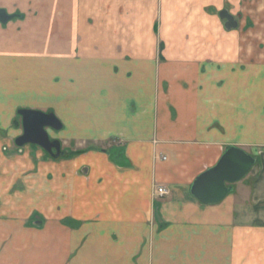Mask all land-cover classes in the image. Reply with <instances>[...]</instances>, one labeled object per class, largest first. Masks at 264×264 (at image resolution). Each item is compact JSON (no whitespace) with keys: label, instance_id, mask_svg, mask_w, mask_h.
<instances>
[{"label":"crops","instance_id":"obj_1","mask_svg":"<svg viewBox=\"0 0 264 264\" xmlns=\"http://www.w3.org/2000/svg\"><path fill=\"white\" fill-rule=\"evenodd\" d=\"M0 10L23 16L0 24V113H54L67 152L0 137V264H264V0ZM228 146L254 180L202 205L191 187Z\"/></svg>","mask_w":264,"mask_h":264},{"label":"water","instance_id":"obj_2","mask_svg":"<svg viewBox=\"0 0 264 264\" xmlns=\"http://www.w3.org/2000/svg\"><path fill=\"white\" fill-rule=\"evenodd\" d=\"M220 18L225 21L227 30L238 28L237 20L228 10L222 11ZM15 19H23V16L9 15L5 10H0V24L6 26ZM17 114L21 118L23 135L15 140L16 147L19 149L26 146L37 147L58 159L62 143L59 140L53 141L49 134V131L59 132L63 129L58 117L54 113L28 109H21ZM256 163L257 159L244 150L228 146L219 162L197 177L191 187V195L205 206L219 204L234 192L235 184L242 181ZM37 225L40 226L41 222L38 221Z\"/></svg>","mask_w":264,"mask_h":264},{"label":"rangeland","instance_id":"obj_3","mask_svg":"<svg viewBox=\"0 0 264 264\" xmlns=\"http://www.w3.org/2000/svg\"><path fill=\"white\" fill-rule=\"evenodd\" d=\"M16 21V20H15ZM21 110V109H20ZM31 110V109H30ZM40 111V110H38ZM43 112V111H41ZM17 111H12L11 113H0V137L2 142L5 141V143L9 144L10 147H12V149L14 151H18L20 149H18L15 145V140L16 138L19 136L17 131L21 130V121H20V117L17 114ZM46 113V112H45ZM4 122V124H3ZM6 124V126H5ZM52 137V136H51ZM53 138V137H52ZM12 150V151H13ZM259 165L256 167L259 169ZM256 171V170H255ZM258 171V170H257ZM252 172H250L245 178H247L245 181L249 180V186L252 184V179L254 180L253 174H251ZM254 173V172H253ZM255 175V174H254ZM244 178V179H245ZM250 188V187H249ZM258 232H260L261 235V240L264 241V229L261 230H257ZM255 231V232H257ZM264 243H260V250H263V245Z\"/></svg>","mask_w":264,"mask_h":264},{"label":"built area","instance_id":"obj_4","mask_svg":"<svg viewBox=\"0 0 264 264\" xmlns=\"http://www.w3.org/2000/svg\"><path fill=\"white\" fill-rule=\"evenodd\" d=\"M169 194V191L165 187H157L155 190V197L164 198Z\"/></svg>","mask_w":264,"mask_h":264},{"label":"flooded vegetation","instance_id":"obj_5","mask_svg":"<svg viewBox=\"0 0 264 264\" xmlns=\"http://www.w3.org/2000/svg\"><path fill=\"white\" fill-rule=\"evenodd\" d=\"M20 121H21V118H20ZM20 124H21V123H20ZM21 135H23L22 126H21ZM21 135H20V136H21ZM50 137H51V136H50ZM17 138H18V137H17ZM17 138H16V139H17ZM51 139H52L53 141H54V140H58V139H54V138H52V137H51ZM18 149H19V148H18ZM53 153L56 155V152H55V151H54ZM46 155H47L48 157H51L52 159H54V158L52 157V155H49V154H47V153H46ZM65 155H67V152L63 149V146H62V150H61V154H60V157H59V158H62V157H64ZM59 158H58V159H59Z\"/></svg>","mask_w":264,"mask_h":264},{"label":"trees","instance_id":"obj_6","mask_svg":"<svg viewBox=\"0 0 264 264\" xmlns=\"http://www.w3.org/2000/svg\"><path fill=\"white\" fill-rule=\"evenodd\" d=\"M252 172V171H251Z\"/></svg>","mask_w":264,"mask_h":264}]
</instances>
